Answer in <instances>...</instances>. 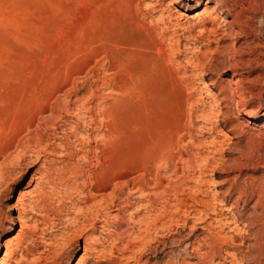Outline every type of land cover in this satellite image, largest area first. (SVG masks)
I'll return each mask as SVG.
<instances>
[{"label":"rangeland","instance_id":"obj_1","mask_svg":"<svg viewBox=\"0 0 264 264\" xmlns=\"http://www.w3.org/2000/svg\"><path fill=\"white\" fill-rule=\"evenodd\" d=\"M166 152L211 210L138 202ZM262 216L264 0H0V262L92 218L63 264H264Z\"/></svg>","mask_w":264,"mask_h":264},{"label":"bare ground","instance_id":"obj_2","mask_svg":"<svg viewBox=\"0 0 264 264\" xmlns=\"http://www.w3.org/2000/svg\"><path fill=\"white\" fill-rule=\"evenodd\" d=\"M184 0H180V2H183ZM207 12H201V13H198L196 16L198 17V16H201V15H204V14H206ZM209 13V12H208ZM210 13H212V12H210ZM239 32H242L241 30H239ZM238 32V33H239ZM237 33V32H236ZM237 33V34H238ZM244 34V33H243ZM242 34V35H243ZM245 36V35H244ZM235 66H233V68H234ZM237 68V67H236ZM108 70V69H107ZM234 71V70H233ZM235 73H236V71H234ZM108 74V73H107ZM106 74V75H107ZM100 75V74H99ZM96 76H98V74L96 75ZM96 78H98V81H100L99 80V76L98 77H96ZM108 78V77H107ZM107 78H104L103 77V80L104 81H107L108 83L107 84H105V90H106V92H108V93H116L115 91H116V89H117V86H113V82L111 83H109V81L111 80H107ZM115 78V77H114ZM101 79H102V77H101ZM101 82V81H100ZM104 83V82H103ZM234 84H236L235 82H234ZM235 86V85H234ZM236 89V88H235ZM97 90V89H96ZM118 91V90H117ZM254 114V113H253ZM247 116H248V118H250V119H252L253 117H254V115H251V114H247ZM260 117H262L261 115H260ZM27 142V141H26ZM176 143H174V145H175ZM21 145V144H20ZM20 145H19V147H20ZM29 145V144H28ZM172 145V144H171ZM173 145V147L175 148V146ZM22 146V145H21ZM30 146V145H29ZM26 147H28V146H26ZM172 146L170 147V149L171 150H173L174 148H173ZM177 147V146H176ZM173 148V149H172ZM22 149L24 150V152H21V153H23V154H25L26 155V153H25V151L27 150L26 148H25V142H24V145L21 147V151H22ZM26 149V150H25ZM30 149V148H29ZM176 149V148H175ZM169 150V149H168ZM167 150V151H168ZM170 152H173V151H170ZM28 153V152H27ZM29 153H30V151H29ZM169 154V152H166V154ZM174 154H175V152H173ZM173 153H170L169 155L167 154V156L165 155L164 156V154L163 155H161L162 157L160 158L159 157V159H160V161L159 162H161V166L163 167V171H164V173H165V177L163 176V178H165L166 180H167V178H168V180H170L169 181V183H167V181H165L166 182V184L164 183V179L163 178H161L162 177V175H161V173H160V168H158V166H157V164H155V163H150L151 165H149V163L147 164L146 163V166L147 165H149V167L147 166L146 168H145V165H144V168H143V166L142 167H140V168H143V170H140V171H137V169L135 170L138 174L137 175H139L138 176V178L137 179H135V182L133 183L132 182V184H133V189H134V192H136L137 194H139L138 196V202L141 204V203H143L144 202V199L145 198H147V201H148V197L149 198H153V200H151V199H149V202H150V207L151 208H153V206L154 205H157V204H159L161 201H163L164 202V199H165V197H167V196H171L173 199H174V202H172V203H166V209H164V211L166 210L167 211V213L169 212V216L168 217H170L171 219L170 220H172V221H174V222H176L177 224H179V223H183L184 222V220H183V217H184V219H185V217H187V216H191V218H192V216L195 218L196 216H199L200 214H202L203 212H205V211H207L208 209H210L211 210V205L208 203V201H204V200H201L200 198H199V196L201 195L200 193V191H198L197 189H196V185H194V187H193V189H191L192 187H190L189 185V181H188V179H183L184 181H186L187 180V182L186 183H184V181H182V182H178V184H176L174 181H173V183H172V179H176L177 177H178V175H177V165L179 164V161L181 160L179 157H177L176 155H174ZM7 155V154H6ZM188 158V157H187ZM149 159V158H148ZM157 159V158H156ZM155 160V159H154ZM158 160V159H157ZM199 160V159H198ZM202 160L203 159H200V162L202 163ZM182 161H183V163H184V161H185V159L183 160L182 159ZM189 161V160H188ZM152 162V161H151ZM154 162V161H153ZM190 162V161H189ZM203 162H204V160H203ZM180 163H181V161H180ZM190 163H192V162H190ZM189 163V164H190ZM194 163V162H193ZM205 163H206V161H205ZM205 163H202V164H205ZM187 164V167H191L192 168V164H190L189 166H188V163H186ZM196 164H197V162H196ZM199 164L200 163H198V166H199ZM202 164H200V166L199 167H202L203 165ZM192 165V166H191ZM202 165V166H201ZM160 166V167H161ZM197 166V165H196ZM197 166V168H199ZM206 166V165H205ZM186 167V165L184 166V168ZM195 167V166H194ZM140 168H138V169H140ZM190 168V169H191ZM178 169H180V167L178 168ZM193 169V168H192ZM200 169V168H199ZM199 169H197V170H199ZM37 171V170H36ZM135 172V173H136ZM184 172V171H183ZM163 173V172H162ZM42 174V173H41ZM179 174V173H178ZM47 175V174H46ZM128 175V174H127ZM132 175L134 176L135 174H133L132 173ZM161 175V176H160ZM168 177H167V176ZM128 177H131V175H129ZM136 177V176H135ZM133 178V177H132ZM180 178V177H179ZM179 178H177V179H179ZM187 178V177H186ZM134 179V178H133ZM180 179H182V178H180ZM131 179H129V181H130ZM198 180H200L199 178H198ZM134 181V180H133ZM202 181V180H201ZM32 182V181H31ZM189 182V183H188ZM196 182H198V181H196ZM195 182V183H196ZM130 183V182H129ZM175 183V184H174ZM200 183V182H199ZM202 184H204L203 182H201ZM193 184H194V182H193ZM193 186V185H192ZM202 186V185H201ZM40 187V186H39ZM198 187V186H197ZM34 189V188H33ZM34 190H36V189H34ZM43 190V189H42ZM44 192V191H43ZM132 192H133V190H132ZM133 192V193H134ZM187 193V194H186ZM26 195V194H25ZM135 195V194H134ZM40 196V195H39ZM146 196V197H145ZM148 196V197H147ZM36 197V196H35ZM136 197H137V195H136ZM145 197V198H144ZM41 198V197H40ZM142 198H144V199H142ZM42 199V198H41ZM168 199V201H169V197L167 198ZM136 200V199H135ZM146 200V199H145ZM22 200H19V202H21ZM173 201V200H172ZM101 202V201H100ZM146 202V201H145ZM148 202V203H149ZM32 203V202H31ZM91 203V202H90ZM92 203H93V201H92ZM91 203V204H92ZM137 203V202H136ZM90 204V207H88V208H92V205ZM145 205V204H144ZM148 205V204H147ZM165 205V204H164ZM146 206V205H145ZM86 207V206H85ZM148 207V206H147ZM162 207V206H161ZM232 208V207H231ZM146 209V208H145ZM171 209H172V211L173 212H170L171 211ZM228 209V208H227ZM143 210V209H142ZM150 210H152V209H150ZM213 210V209H212ZM217 210V209H216ZM161 211V210H160ZM165 211V212H166ZM263 211V210H262ZM261 211V212H262ZM96 212V211H95ZM134 212V211H133ZM149 212V211H148ZM159 213V212H158ZM157 213V214H158ZM162 213V212H161ZM145 215V214H144ZM155 215V214H154ZM149 216V215H148ZM160 215H156V218L158 217V218H160L159 217ZM91 217V216H90ZM89 217V218H90ZM263 217V216H262ZM87 218V217H86ZM155 219V221H154V218H151L152 220H150L151 222L148 224V223H146L147 224V226H150V225H152V223H154L153 225L155 226V222L157 221V220H159V219ZM260 218V217H259ZM264 218V217H263ZM163 219V218H162ZM165 219V218H164ZM163 219V220H164ZM85 220V219H84ZM83 220V221H84ZM89 219H86L83 223H82V221L80 222L81 224H79L78 223V225L75 227V226H73V227H75V229H74V231L72 232L71 230H69V231H71L72 233L70 234V232L68 233L67 232V236H62V238L60 239V241H58V242H53V243H50V244H48V248H49V250H48V254H46V255H44L43 253V255H37L36 256V258H34V256L36 255V254H33V251H32V249H28L27 247H24L23 248V252H22V254H21V258H20V260H17L16 262H15V264H21L23 261L24 262H30L31 264H63V262H64V260L67 258L66 256H65V251L68 249V248H74V245H73V240H75V239H77L78 237H80V236H82L83 235V233H85L86 231H85V227H83L85 224L87 225V223L89 224L90 223V221L92 220V218H90V221H88ZM140 220V219H139ZM242 220V219H241ZM260 220H262V219H260ZM79 221V220H78ZM132 221V220H131ZM152 221H154V222H152ZM249 221V220H248ZM92 222V221H91ZM137 222H138V219H137ZM143 222V221H142ZM148 222V221H147ZM75 223V222H74ZM77 223V222H76ZM75 223V224H76ZM140 223V222H139ZM73 224V223H72ZM144 224V223H143ZM146 224L144 225L145 227H147L146 226ZM195 224V223H194ZM252 224V223H251ZM69 225V224H68ZM91 225V223L88 225V226H90ZM157 225V224H156ZM235 226V225H234ZM67 227V226H66ZM72 227V228H73ZM87 227V226H86ZM140 227V226H139ZM142 227V226H141ZM148 228V227H147ZM149 228H151V226L149 227ZM144 229V228H143ZM85 231V232H84ZM141 231H142V229H141ZM148 231H150V230H148ZM211 232V231H210ZM71 236H70V235ZM140 234V233H139ZM150 234V233H149ZM214 235V237H215V239H219L220 238V236H219V234L217 233V234H215V233H213ZM85 236V235H84ZM72 237H74V239L72 238ZM60 238V237H59ZM81 238V237H80ZM90 238V237H89ZM89 238L87 237V239L89 240ZM213 238V237H212ZM94 239V238H93ZM92 239V240H93ZM144 239V238H143ZM211 239V238H210ZM262 239V238H261ZM91 240V239H90ZM212 240V239H211ZM94 241V240H93ZM232 241V240H231ZM88 242H90V241H88ZM92 242V241H91ZM118 242V241H117ZM94 243H96L95 241L93 242V243H91L92 245L94 244ZM141 243V242H140ZM101 244V243H100ZM125 244V243H124ZM92 245H91V247H92ZM90 246V245H89ZM89 246L87 245V244H85L84 245V251H85V253H87L88 252V250H89ZM5 252H4V254H3V259L1 260V262H0V264H3L4 262H5V260L10 256V254H11V248H12V241H6V243H5ZM93 248V247H92ZM198 248V247H197ZM123 255V254H122ZM32 257V261H31V258ZM243 260V259H242Z\"/></svg>","mask_w":264,"mask_h":264}]
</instances>
